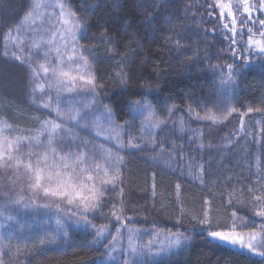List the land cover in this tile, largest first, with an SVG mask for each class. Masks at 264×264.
Here are the masks:
<instances>
[{"label": "trees", "instance_id": "16d2710c", "mask_svg": "<svg viewBox=\"0 0 264 264\" xmlns=\"http://www.w3.org/2000/svg\"><path fill=\"white\" fill-rule=\"evenodd\" d=\"M62 1L78 23L80 17L87 22L81 25L78 46L95 78L97 104L112 109L113 128L125 125L114 135L125 147L111 146L123 157V183L109 192L95 220H109L115 204L124 216H135V225L181 226L184 231L180 223L191 213L188 227L195 215L202 219L205 200L210 225L220 230L228 227L233 211L248 214L253 199L248 189L264 196V54L246 49L249 27L260 38L264 11L259 0H249L257 6L250 14L243 13L239 0ZM31 3L0 0V120L25 133L40 130L47 117L54 119L38 106L28 68L4 54L5 35L18 26ZM217 3L236 11V29L243 33L235 37L236 44L232 27H223ZM101 28L111 44L102 42ZM229 64L235 69L232 82L227 81ZM122 67L123 80L117 75ZM135 100L142 104L133 110ZM157 120L164 123L153 128ZM132 136L140 149L126 147ZM251 165L259 173L249 174ZM200 166L203 182L191 174ZM41 236L54 238L33 225L6 235L0 241L3 264H104V248L89 231L69 230L57 243L43 246ZM148 264H264V259L194 230L184 246Z\"/></svg>", "mask_w": 264, "mask_h": 264}, {"label": "rangeland", "instance_id": "374dc122", "mask_svg": "<svg viewBox=\"0 0 264 264\" xmlns=\"http://www.w3.org/2000/svg\"><path fill=\"white\" fill-rule=\"evenodd\" d=\"M31 2L32 7L26 14V16L31 14L28 21L25 22L26 16H24L18 26L5 35L4 54L6 59L20 56L21 60H17L19 63L25 65L28 70L29 64H31L37 70L38 75L36 77H33L29 70L31 92L33 96H36L39 107L43 102L51 103V108H41L49 111L54 119L47 117L45 120H54L56 123H60L62 128L56 134L53 144L56 152L53 154L51 149H46L43 146L47 144V134L39 137L42 142L41 145H36L35 142L31 145L24 142L19 146L15 143H8L9 141L14 142L19 136H36L41 128L33 133H25L14 130L0 120V153H3V158L0 159V241L6 235H13L16 229L24 225L41 227L42 232L55 239L64 237V233L69 230H83L89 231L94 238V242L104 248V264H148L164 258L184 246L194 230L205 232L207 237L215 239L209 236L208 233L211 231H231L232 225L235 223V230L242 234L245 244L250 242L249 238L252 236L253 231L246 232L244 230L248 227L256 228L255 239L251 241L255 247L254 250L242 248L239 245L232 247L259 256V253L264 251L260 247V244L264 243V228L261 227L264 224V219L254 215V212L258 209L253 207V199L249 200L251 204H247V201H244V204L239 201L241 205H250L248 214L247 212L246 215L237 212V217L232 215L225 230L210 225L212 220L209 219L211 214L207 204L201 214L202 219L205 212L208 214L207 223L201 225L198 220L199 216L195 215L197 217L192 221L193 226L188 227L187 221L194 215L191 213L190 218L188 217L185 221L183 219L180 223L185 226V230L182 231L181 226L166 228L157 224L149 226L135 225L132 222L135 220V216L129 215L126 217L123 213L121 214V222H117L116 218L110 214L108 222L105 221L102 222L105 224H102L95 220L98 219L95 217V212L88 213L87 222H85L83 216H73L71 214L69 209H72L73 206L68 205L66 201L44 197L42 192L34 194L30 188V184L34 182L32 179L33 174L25 167L29 162L33 166H37L39 160V167L56 172L65 169L61 157L72 156L73 159L68 161L69 166L66 175H71L73 169H75V174L78 176L81 167L91 168L93 170L92 174L95 176V182L98 185L100 181L107 179L104 171L106 168L111 167L107 158L110 153L116 154L111 146L117 147L119 142L114 137L115 132H113L111 121L107 118L108 113L97 104L94 85H89L79 79L80 76L87 77L89 75L93 76V74L89 65L81 59L83 53L78 46L81 27L76 28L77 20L67 7L62 10L58 6L60 3H64L62 0H31ZM36 5H39V7H36ZM232 10L234 15L236 11ZM62 11L65 15H61ZM223 20L232 27L231 18L227 16L226 10ZM246 49L259 52L258 48L255 46L249 47L248 44ZM45 53H48L47 57H45ZM69 56H72L73 59L69 60ZM41 63L50 69H62L68 72L70 76L76 77V79L61 77L64 84L58 86L55 83L56 76L51 71L45 74L39 68ZM37 84L43 85V89H38ZM58 103L59 109H57ZM69 108H73L80 113L77 121H68L57 116L59 110L66 117ZM80 133L83 136H80ZM100 142L103 145H99ZM17 147H19V151L16 150ZM30 152L34 154L29 156ZM9 154L14 158L10 162L8 161ZM45 154L48 157L47 161L43 159ZM81 154L85 157V163L77 165L74 163V159ZM220 155L227 156L222 151ZM15 158L21 160L19 165L16 163ZM9 163L11 164L10 167L7 166ZM96 165L101 166L98 171ZM247 168L249 174L256 170L259 173V169L254 165ZM202 170L201 166L196 168L191 173L192 177L201 179L204 174ZM243 174H247L245 166L243 167ZM84 175L86 177L88 173ZM226 182H222L223 185H226ZM92 183V181H89L88 186L91 187ZM209 184L212 185L213 182ZM253 195L264 197L257 190L250 193V196L253 197ZM252 197H247V199ZM57 204H59V208L56 207ZM44 205L48 206L45 207ZM239 216L246 219L241 221L238 218ZM57 220L60 221L59 224H57ZM99 229H105V231L102 237L97 238ZM114 236L116 237L115 241H113ZM130 236L133 237L132 246L136 247V253L131 251ZM178 238L181 243L176 245Z\"/></svg>", "mask_w": 264, "mask_h": 264}, {"label": "snow or ice", "instance_id": "6c2138e0", "mask_svg": "<svg viewBox=\"0 0 264 264\" xmlns=\"http://www.w3.org/2000/svg\"><path fill=\"white\" fill-rule=\"evenodd\" d=\"M239 3L243 5L244 14H250L257 7L256 5H250L249 0H239ZM58 6L62 10L66 7L64 3H60ZM36 7H39V5H36ZM217 7L220 8V16L222 20L224 19L225 10L227 11V16L231 18L232 28L230 29V31L232 32V44H236L237 40L235 39V37L237 35L243 36V33L237 32V29H236L237 19L233 15L232 8L227 4H220V3H217ZM259 10L264 11V0H259ZM30 15L31 14L25 17V22L28 21V19L30 18ZM61 15H65V13L62 11ZM248 19L251 20L250 15H248ZM78 20H79V23L76 24L77 29H79L82 24L87 23L86 20H84V18L82 17L78 18ZM245 23H247V21H245ZM259 24L262 29L259 32L260 38L255 39L254 35L252 34L253 29L249 27L247 29L249 33L247 44L249 45V47L255 46L256 48H258L260 53L264 54V19L259 20ZM223 27L225 29H228L229 26L227 23H225ZM100 37H101L102 42L106 44L112 43L111 38L108 37L107 31L103 28H101ZM232 51L235 52V49H232ZM57 54L59 55V53ZM44 55L45 57H47L48 53H45ZM15 59L21 60V57L15 56ZM68 59L71 60L73 59V57L69 56ZM81 59H83L86 64L88 63L87 59H85L83 55L81 56ZM125 59H127V55H125L124 58L119 63L122 65ZM39 68L42 69V71L45 74L51 71L53 75L56 76L55 83L58 86H63L64 84V81L61 79V77H68L69 79H73V80L76 79V77L70 76L68 72L63 71L62 69H50L49 67H46L45 64L43 63L39 65ZM227 68H228L227 81L232 82L233 73L235 72V69L232 64L227 65ZM29 70L33 77H36L38 75L37 70L33 68L31 64H29ZM117 75L120 76L123 80L126 76L125 69L122 67L120 71L117 73ZM79 79L85 81L89 85H94L95 78L92 75H89L87 77L80 76ZM37 88L42 90L43 85L37 84ZM141 104H142L141 100H135L131 103V107L133 108V110H135ZM40 106L45 109H49L51 108V103L43 102ZM57 109H59V103L57 104ZM105 109L108 113V117H107L108 120H111L112 119V109L108 105H105ZM149 111L151 112V108H149ZM249 111H252V109H249ZM57 116L67 119L68 121H77L78 117H80V113L73 108H69L67 110L66 117L59 110L57 111ZM203 118L212 119L213 121H215L216 119L215 117H203ZM162 123H164V121L157 120L151 126L155 128V127H158ZM126 125H128V122H126ZM117 127L123 128L125 127V125L114 126L113 132H115L116 135L118 136L119 133L116 131ZM61 128H62V125L60 123H56L54 120H44L41 122V131L36 136H31V137L19 136L15 139L14 142L9 141L8 143L9 144L15 143V145L19 146L24 142H27L29 145L35 142L36 145H41L42 142L40 141L39 137L41 135L47 134L48 136L47 144L43 146L46 149H51L52 153L55 154L56 149L53 147V144L55 141L56 134L58 130H60ZM118 147H125V145L120 144L118 145ZM126 147L131 148V149H140L141 143L138 142L137 137L132 136L128 139ZM16 150L19 151V147H17ZM33 154L34 153L30 152L28 155L32 156ZM2 158H3V153H0V159ZM13 159L14 158L9 154L8 161L10 162ZM15 159H16V163L19 165L21 163V160L19 158H15ZM43 159L47 161L48 159L47 154H45ZM72 159H73L72 156L61 157V160L65 164V169L56 171V172H52L50 170L42 169L41 167H39L38 166L39 160L37 161V166H33V164L29 162L27 165H25V167L29 170V172L33 174L32 179L34 180V182L30 184V188L33 190L34 194L42 192L44 197H53V198H58L59 200H62V201H66L68 205L73 206L72 209H69L71 211V214L73 216H77V215L83 216L85 219V222H87V214L101 209L104 206L106 199L108 198L109 192L115 191L116 188L120 184L123 183L122 177H121V168L119 167V165L123 161V157L120 156L118 153L114 155L112 153L109 154L107 159L110 162L111 167L106 168L104 171V175L107 177V179L100 181L98 185L95 182V176L92 174L93 170L91 168L81 167L80 173L78 176L75 174V169H73V173L71 175H66V170L69 166L68 161ZM74 163L77 165L84 164L85 163L84 155L81 154L79 156H76L74 159ZM7 166L10 167L11 164L9 163ZM100 167H101L100 165H96L97 171L100 169ZM85 173H88L86 177L84 175ZM89 181L93 182L91 187L88 186ZM201 182H203L202 178H201ZM108 185H111V187L110 188L107 187ZM177 188H179V185H177ZM248 191L250 193H254V189L250 188L248 189ZM120 195L121 197L123 196L122 187H120ZM229 196L231 197L232 193H229ZM204 203L208 204L209 201L205 200ZM228 204L229 205L232 204L231 199L228 200ZM44 206L47 207L48 205H44ZM56 207L59 208V204H57ZM253 207L255 209H258L254 212V215L256 217H260L264 219V197L260 195H253ZM122 211H123L122 208H118L117 205L115 204L113 205V210L111 212V215L116 218L117 222H121ZM207 215L208 214L205 212L204 218L199 220V223L201 225L207 223ZM232 215L233 217H237V212L233 211ZM238 218L241 221H244L246 219L243 216H239ZM59 223L60 221L57 220V224ZM261 227L264 228V224H262ZM235 228H236L235 223H233L231 231H211L208 233V235L221 242L228 243L231 246L239 245L242 248L254 250L255 246L253 245V243H251V241L255 239V228H253V234L252 236H250L249 238L250 242L247 244L244 243V238L242 234L236 231ZM104 231L105 229H99L97 231V238L102 237L104 234ZM117 231H119V229H117ZM64 235L66 236L67 233H64ZM115 240H116V237L114 236L113 241ZM132 241H133V237L130 236L129 244L131 246V251L132 253H136L137 249L136 247L132 246ZM39 243L41 246H43L46 243L55 244L57 243V240L55 238L41 236ZM180 243H181V240L178 238L176 240V245H179ZM260 247L264 249V243H261ZM3 255H4L3 251L0 250V257H2ZM259 256L261 259H264V251H261L259 253ZM0 264H3V259H0Z\"/></svg>", "mask_w": 264, "mask_h": 264}]
</instances>
